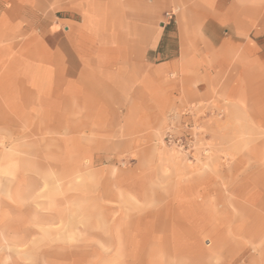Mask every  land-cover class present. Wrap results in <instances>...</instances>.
Segmentation results:
<instances>
[{
  "label": "rangeland",
  "instance_id": "obj_1",
  "mask_svg": "<svg viewBox=\"0 0 264 264\" xmlns=\"http://www.w3.org/2000/svg\"><path fill=\"white\" fill-rule=\"evenodd\" d=\"M210 6L221 43L180 51L171 4L152 74L90 91L60 15H0V264H264V0Z\"/></svg>",
  "mask_w": 264,
  "mask_h": 264
},
{
  "label": "crops",
  "instance_id": "obj_2",
  "mask_svg": "<svg viewBox=\"0 0 264 264\" xmlns=\"http://www.w3.org/2000/svg\"><path fill=\"white\" fill-rule=\"evenodd\" d=\"M174 3L199 4L203 13L179 15L182 52L192 50V46L197 50L201 36L221 43L227 33L225 27L235 17L227 11L212 14L210 5L219 11L223 0H0V15H41L45 11L60 15L57 19L64 22L65 31H51L57 36L51 49L57 57L53 71L71 89L82 84L83 91H90L96 83L115 85L141 72L152 74L144 59L161 39L162 31H156L155 24ZM164 63H160L162 67Z\"/></svg>",
  "mask_w": 264,
  "mask_h": 264
}]
</instances>
